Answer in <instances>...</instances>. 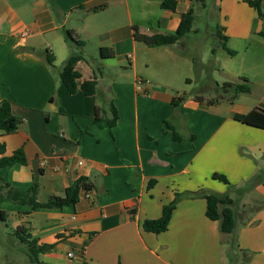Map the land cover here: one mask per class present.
I'll list each match as a JSON object with an SVG mask.
<instances>
[{
  "label": "crops",
  "instance_id": "crops-1",
  "mask_svg": "<svg viewBox=\"0 0 264 264\" xmlns=\"http://www.w3.org/2000/svg\"><path fill=\"white\" fill-rule=\"evenodd\" d=\"M163 1L57 0L54 11L49 0H0V101H9L22 119L15 133L0 134L5 146L0 158L19 149L27 158L26 165L0 168V177L22 196L36 185L40 202L64 196L80 177L95 184L89 196L82 190L76 204L60 209L31 210L0 196V215L3 211L6 218L0 216V227L10 224L15 231L24 226L39 245L55 244L40 254L44 264H227L218 222L207 217L206 200L192 196L200 190L230 193L238 214L235 236L251 254L247 264H264V129L234 117L264 110V93L251 87L234 103L215 105L198 101L196 97H205L195 94L185 96L176 109L172 100L183 95L158 88L155 81H169L178 65L187 73L183 77L189 87L199 66L195 56L183 53L185 38L149 47L136 41L135 28L148 36L174 33L182 14L194 9L197 15L199 1L176 0L175 11L163 9ZM217 2L219 16L226 17L227 44L261 37L264 21L246 0ZM262 7L264 11V0ZM66 30H73L83 45L67 41ZM102 50H112L113 57L103 56ZM47 51L54 55V68L44 58ZM73 55L82 56L76 64L81 76L75 94L60 79ZM235 73L228 82L249 79L240 70ZM95 78L103 104L81 89ZM139 78L150 83L139 89ZM111 92L119 116L113 128L95 121L99 104L105 118L111 117ZM167 119L186 139H173ZM215 173L225 175L233 188L215 179ZM253 177V186H247ZM151 180L156 182L148 188ZM177 195L182 198L168 230L145 231L142 223L160 218ZM3 246L17 250L14 256H28L14 234L8 237L3 231L0 253ZM70 252H83L84 258H70Z\"/></svg>",
  "mask_w": 264,
  "mask_h": 264
},
{
  "label": "trees",
  "instance_id": "trees-1",
  "mask_svg": "<svg viewBox=\"0 0 264 264\" xmlns=\"http://www.w3.org/2000/svg\"><path fill=\"white\" fill-rule=\"evenodd\" d=\"M199 2H205V0H197ZM52 9L58 11L57 0H49ZM246 3L256 10L259 17L264 21V11L262 7V0H246ZM162 8L175 11L177 7L176 0H164L162 2ZM205 6V4H203ZM97 10V9H94ZM196 13L194 9H190L187 13L182 14L181 23L178 29L174 33L169 34H154L151 36L140 34L138 29L135 28L134 37L136 41L142 42L149 47H160L173 45L180 43L187 34H189L194 26L196 20ZM225 30V28H224ZM66 39L69 42L76 43L77 45H83V42L79 39L78 35L73 30H66ZM260 35L264 37V29L260 32ZM218 36L223 40V47L231 55H235L236 52L231 50L227 44V37L222 34L221 31L218 32ZM108 57H113L114 53L112 50H102V54ZM47 64L51 67H55L54 55L47 51L44 56ZM82 59L81 55L71 56L64 64L61 72L60 79L66 85L71 94H75L78 91L77 80L80 78V73L76 70V64ZM249 79L243 78L242 83H231L225 82L221 89V94L215 99H205L203 97H196L200 102L207 101L210 105L218 104L222 101H229L234 103L240 94L249 93L251 87L249 85ZM219 86V85H218ZM82 91L87 96L97 95L99 100L103 104L105 98L98 89V81L95 78L92 81H84L81 86ZM185 95L174 98L172 104L176 109H179L185 100ZM102 104L97 105L95 109V121H106L110 128L115 127L118 121V111L114 104L113 92L110 93V100L108 101L109 110L111 112L110 118H105L104 110ZM235 119L243 124L262 128L264 129V110L255 109L248 114H236ZM172 119L165 120L166 126L172 130L173 139L177 142L186 139L185 136L180 134L174 125L172 124ZM22 124V119L15 115L11 108V103L9 101H0V134L7 135L15 133ZM190 139L194 140L195 135H191ZM0 152L5 153V146L0 144ZM15 164H27V158L22 149L15 151L10 156H2L0 158V168L11 167ZM215 179L222 181L223 183L229 185L233 188L228 178L223 174L215 173L213 175ZM254 177L247 181V186H253ZM155 180L149 182L148 188H151ZM95 189V184L90 181L88 177H80L70 185L65 192L64 196H51L45 202H40L37 199L38 187L34 185L27 196H22L20 191L13 187L9 183H5L4 179L0 177V196L10 199L12 202L22 205H28L31 210L37 208H48V209H60L65 206L74 205L79 201V194L82 190L87 192H92ZM193 197L204 198L207 202L206 215L209 219L217 221L219 224V229L221 233L225 236V244L228 245L227 248V264H247L251 259V254L241 249L237 237L235 236V231L238 225V214L235 210L234 199L230 196V193H218L210 190H200L192 195ZM182 196L177 195L175 199L163 207L162 215L158 219L145 220L142 223V227L145 231L152 232L155 234H160L166 232L169 228V224L173 215V212L177 206V203L181 200ZM261 206V205H260ZM262 207V206H261ZM1 220L6 221L4 212L1 211ZM14 235L18 237L21 244L25 245L27 248V255L32 263L44 264L40 261V254L49 253L55 248V244H38L37 240L31 239V235L28 234L27 229L24 226L18 227L14 231ZM241 255V257H240ZM84 257H82L83 259ZM83 264H89V262H84Z\"/></svg>",
  "mask_w": 264,
  "mask_h": 264
},
{
  "label": "rangeland",
  "instance_id": "rangeland-1",
  "mask_svg": "<svg viewBox=\"0 0 264 264\" xmlns=\"http://www.w3.org/2000/svg\"><path fill=\"white\" fill-rule=\"evenodd\" d=\"M217 1L205 0L204 3L197 2L195 4L197 17L192 31L185 36L183 42L187 43L183 53H192L195 56L194 60L199 64L189 87L185 88L187 83H185L183 77L187 73L182 67L177 65L169 81H155V85L158 88H165L167 92H172L173 95H177L180 92L187 98L197 94L205 98L215 99L221 94L219 87H222L225 82L232 80L231 78L236 74L235 71L240 70L243 72L242 74L249 77L251 81L249 82L250 87H253L257 93H264L261 88L264 83V37L255 36L246 41L232 39L226 44L228 47L238 50L239 53L238 55L229 54L223 47V40L218 36L219 31L225 35L226 17L219 16L221 6L218 5ZM203 59L206 66H202ZM155 71L157 72L156 74L161 75L159 70ZM148 82L150 83V81ZM245 97L252 100L255 99L253 95L246 94ZM3 231L7 233L8 237L14 234L10 224L0 227V235ZM6 242H8L10 247L15 248L11 240ZM225 246L228 248V245L225 244ZM16 251H6L3 246L2 253H0L2 256L0 257V264L11 263L14 258H17L20 264H37L32 263L26 255L17 253V256H14ZM9 252L11 253L9 254Z\"/></svg>",
  "mask_w": 264,
  "mask_h": 264
},
{
  "label": "built area",
  "instance_id": "built-area-1",
  "mask_svg": "<svg viewBox=\"0 0 264 264\" xmlns=\"http://www.w3.org/2000/svg\"><path fill=\"white\" fill-rule=\"evenodd\" d=\"M144 83H149V82L143 80L142 78H139V79L137 80V86L139 87V89H141V87H142V85H143ZM87 193H88L87 195L89 196L91 192H87ZM68 257H70V258H74V257L82 258V257H84V255H83V252H81V253H79V254H77V253H75V252H70V253H68Z\"/></svg>",
  "mask_w": 264,
  "mask_h": 264
}]
</instances>
